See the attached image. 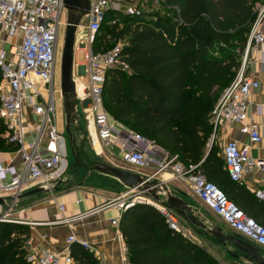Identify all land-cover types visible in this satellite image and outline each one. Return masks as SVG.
<instances>
[{
  "label": "built area",
  "instance_id": "built-area-1",
  "mask_svg": "<svg viewBox=\"0 0 264 264\" xmlns=\"http://www.w3.org/2000/svg\"><path fill=\"white\" fill-rule=\"evenodd\" d=\"M152 2V10L161 5V0ZM65 10V0H0V118L7 128V140L17 146L15 151H0V197L7 199L6 205L0 206V222L37 224L15 216L19 195L32 184L54 189L65 169V158L58 145L62 134L53 119L57 93L54 77L61 27H67V21H62ZM109 11L129 15L144 12L123 0H90L87 34L77 42V48L85 50V61L81 65L83 71L78 75V80L87 79V93L77 96L90 101L85 109L102 145L111 149L118 146L122 160L137 168L154 169V174L170 169L173 178L188 183L194 195L236 235L264 250V225L247 214L217 184L208 180L200 168L201 163H181L178 155H171L155 141L127 129L106 109L103 90L108 71H131V66L121 56L126 43L120 42L107 51L93 48L95 34ZM254 11L256 15L243 64L214 107L212 117L216 129L221 123L241 124V134L247 135L251 143L256 144L262 141L263 135L249 114V107L252 91L259 86V82L246 76L245 64L248 50L264 45V0L257 1ZM117 22V18L111 21L112 24ZM9 38L17 41L15 51L8 48ZM31 115L35 117L34 124L30 123ZM45 137L49 140L47 146L43 145ZM10 153L18 157L20 166L14 158L10 162L4 159ZM223 159L228 175L234 182L243 181L245 173L249 171L264 173V158L254 157L250 147L241 146L239 141L224 143ZM253 192L257 199L264 201V181ZM131 193L123 194L118 201H110V204L126 210L133 206L134 194L131 198ZM13 197L16 199L12 200ZM144 199L165 215L171 229L182 232L174 210L155 200ZM60 210L64 212V204L60 205ZM74 218L64 217L49 223L69 224ZM112 221L116 223L117 219L113 218ZM77 241L83 247L92 249L87 241L78 240L73 234L68 237L69 243ZM28 249V259L32 264H75L71 251L63 257L42 243ZM124 264H129L127 258Z\"/></svg>",
  "mask_w": 264,
  "mask_h": 264
},
{
  "label": "trees",
  "instance_id": "trees-1",
  "mask_svg": "<svg viewBox=\"0 0 264 264\" xmlns=\"http://www.w3.org/2000/svg\"><path fill=\"white\" fill-rule=\"evenodd\" d=\"M255 1L161 0L156 13L120 17L121 13L109 11L93 48L107 51L126 39L121 56L131 71L109 70L104 85L110 115L178 155L181 163H201L208 180L264 225V201L230 179L213 144L207 155L209 115L221 89L237 75L240 49L247 46L256 15ZM114 18L118 22L112 24ZM6 131L0 118V151H15ZM120 230L130 264H223L171 229L165 215L150 204L124 210ZM31 235L28 224L0 222V264H32L27 246ZM70 249L75 264H101L94 252L77 242Z\"/></svg>",
  "mask_w": 264,
  "mask_h": 264
},
{
  "label": "crops",
  "instance_id": "crops-1",
  "mask_svg": "<svg viewBox=\"0 0 264 264\" xmlns=\"http://www.w3.org/2000/svg\"><path fill=\"white\" fill-rule=\"evenodd\" d=\"M257 1H255L254 6L257 4ZM86 18L88 27L89 18ZM85 31L87 34V29ZM76 49L78 50V48ZM80 51H84L85 53L84 49H80ZM244 56L245 54L241 56L242 64ZM84 61H78V66L76 69L77 75L82 73L83 70L81 68V65H83ZM77 70H79V73L77 72ZM245 74L247 77H252L259 82V86L254 89L251 94L249 114L251 115V117H253V121L259 126L263 135V139L260 143H251L247 135L241 134V124L239 123H221L217 128V134L218 138L221 140V142H223V144L231 140L239 141L241 146L250 147V152L254 157L264 158L263 44L259 45L258 47L250 48L248 50L247 60L245 64ZM82 81L87 84L86 78H84ZM84 109L85 108H83V110ZM77 110H79V108H77ZM85 111L87 110L85 109ZM30 117V123L34 124L35 117L32 115ZM85 122L87 124L86 129H83L80 125H75L72 128V134L70 135L72 140V147L70 151H72L74 154L77 151V167L74 168L70 174L66 175L70 166L67 160L69 155V148L66 138L61 133L62 137L59 139L58 145L61 147V151L65 160H67V166L65 167L60 178L62 180V183L57 186L58 188L53 193H36L33 195L25 196L24 199H19L17 203H19L21 200H26V206H23V208H19L16 210L14 209L15 216L20 219L37 223L31 226L32 235L28 241V247H34L36 244L42 243L46 247L55 250L64 257L67 252L71 251L70 245L72 243L68 242V237L73 234L77 237L78 240L87 241L91 245L92 249L89 250L95 253V256L101 264H124V259H128L125 239L120 230V220L122 214L124 213V210L120 209L117 205H114L112 203L110 204V201H118L120 197L128 191V187L119 179L101 173L95 170L93 167L97 163L107 162L110 165L119 168H125L123 166V163L125 162L121 158L119 149L117 155L112 151L113 148L111 149V147H105L102 145L97 130L93 122L91 121V117L90 115H88V111L85 115ZM124 126L129 129V127H127L126 125ZM77 128L80 129V134L77 133ZM82 140H89L94 149L97 150V153L92 155L91 152L85 149V147H82ZM48 143V137H45L43 140V145L47 146ZM76 144L78 147L75 146ZM115 147L119 148L118 146ZM10 154L11 155H5L4 159L10 162V160L14 158V161L17 162V165L20 166V164L18 163V157H16L14 153ZM104 156L107 159H105ZM125 169L135 173H140L141 175H149L154 173V169L151 168H138L140 170L137 171L131 168ZM141 170H147L149 171V173L140 172ZM154 179L165 181V185L171 193L183 198L187 202V204L190 205L195 211L207 218L209 225H212L207 213L204 212L202 208H199L200 206L196 205L197 203L200 204L203 202L196 195H194L188 183L173 178V172L170 169L154 174ZM263 181L264 173L258 170H253L245 173L244 179L243 181L239 182V185L244 186L254 195L253 190L260 186ZM38 186L39 185L32 184L24 193H26L28 190L31 191ZM27 199H29L28 203ZM62 204L65 205L64 212L60 210V205ZM177 215L179 224L181 226L182 223L180 222V219H182V217L178 213ZM64 217L75 218L69 224L49 223L50 221L60 220ZM113 218L117 219L116 223L112 221ZM228 228L232 231L229 226ZM232 233L235 234L233 231ZM77 243L79 242L77 241Z\"/></svg>",
  "mask_w": 264,
  "mask_h": 264
},
{
  "label": "water",
  "instance_id": "water-1",
  "mask_svg": "<svg viewBox=\"0 0 264 264\" xmlns=\"http://www.w3.org/2000/svg\"><path fill=\"white\" fill-rule=\"evenodd\" d=\"M65 9L68 14V21L61 63V95L64 100V109L67 118L66 130L71 135L72 128L77 125L76 118L78 117V96L75 91V85L73 84L72 76L74 68V50L76 46L77 26L81 20L88 16L90 12V0H65ZM245 51L246 47L241 48L240 55L243 56ZM211 148L212 146H210L207 155L210 154ZM93 168L101 173L115 177L125 184L128 187V191L126 193L133 192L134 194L132 205L139 203L150 204L145 201L141 195H144V197H150L161 205L174 210L190 224L201 227L206 233L212 234L223 245L231 243L235 245L238 250L252 262L256 264H264V252L262 249L249 243L236 234H228L224 232L223 228L218 225H209L206 217L195 211L183 198L171 193L165 185V181L154 179V173L149 175H141L140 173L119 168L108 163H97ZM61 183L62 180L59 179L57 186H59ZM57 186L52 190L38 186L27 193L19 195V198L41 192L53 193L58 188ZM14 199L16 198L13 197L12 200ZM6 201V198L0 197V206H5ZM233 256L239 257L237 253H233Z\"/></svg>",
  "mask_w": 264,
  "mask_h": 264
},
{
  "label": "rangeland",
  "instance_id": "rangeland-1",
  "mask_svg": "<svg viewBox=\"0 0 264 264\" xmlns=\"http://www.w3.org/2000/svg\"><path fill=\"white\" fill-rule=\"evenodd\" d=\"M133 4L135 6L140 7L145 13H151V12L159 11V7L154 8L153 10L151 9L153 7L152 6L153 5L152 0H135L133 2ZM162 11H164V10H162ZM121 14L122 15L120 17H122L124 15V13H121ZM67 17H68V14H67V11L65 10L63 15H62V21L63 22L68 21ZM86 27H87V18L85 17L83 20H81L79 22V24L77 26L76 43L80 40V38H82L86 35V31H85L87 29ZM65 33H66V26H62L61 27V34H60L59 49H58V54H57L56 71H55V77H54V88L58 92L56 93V100H55L56 111H55V114L53 115V119H54V121L58 127L59 132H61L67 140V144H68V148H69V155H68L67 160L70 164L69 170L66 174V175H68L71 173V171L74 168L77 167L76 164H78V163H77V151L75 152V154L72 151H70L71 147H72V140H71L70 134L66 130L67 118H66V113H65V109H64V100H63L61 92H60V90L62 91V84H61V79H62L61 67H62V65H61V63H62V55H63V49H64ZM16 42H17L16 39L9 38L8 43H7L8 48L15 51ZM120 42L126 43V39H124ZM76 48H77V44L75 46L74 53H76V50H77ZM84 54H85L84 51H78V50H77V53L74 54V68H73V75H72L74 85H76V82L78 80V75L76 74L78 61L79 62L84 61ZM75 55H76V58H75ZM241 66H242V58H241V65L237 69V73L240 70ZM77 72L79 73V70H77ZM225 89H226V87H223L221 89L220 95H219L215 104L218 103V101H219L220 97L222 96V94L224 93ZM89 103H90V101L88 99H84V100H82V98L77 99V108H79V110H77V115H78L77 125H80L83 129L87 128V124L85 122V115L87 114V111H85V109L83 110V108H86L89 105ZM106 107L108 108L107 105H106ZM209 120H210L212 127L210 130L208 148L213 144L215 146L216 152L218 153L220 158L223 159L222 154H223V145L224 144L218 138V134H217L218 131L215 127V124L213 123L212 112L209 115ZM76 131L79 134L81 132L80 129H78V128L76 129ZM81 144H82V147H85V149L88 150L89 152H91L92 155L97 153V150L94 149L93 145L91 144V142L89 140H84V141L82 140ZM75 146L78 147L77 144ZM118 149L119 148L114 147L112 149V151L118 155V153H117L119 151ZM104 158L107 159L105 156H104ZM67 160H65V167L67 166ZM103 163H107V162H103ZM123 166L125 168H131V169H134L136 171L140 170V169L133 167L132 165H129L127 163H123ZM125 168H123V169H125ZM140 172L149 173V171H147V170H143V171L141 170ZM29 191L30 190H28L27 192H29ZM42 193H45V192H41V194ZM132 195H133V193L129 194V197L133 198ZM141 197H144V195H142ZM24 198H25V196L20 198V199H24ZM144 198L152 200L149 197H144ZM27 200H28L27 201V203H28L29 199H27ZM196 205L200 206L199 208H202L204 210V212L207 213V215L209 216L208 218L210 219L211 224L215 223V224L223 227L226 233L233 234L232 231L228 228V226L218 216H216L214 213H212L203 203H200V204L197 203ZM23 206H26V200L25 201L21 200L19 203H17V205H15V210L19 209V208H23ZM180 222L183 225V226L181 225L182 233L186 237H188L189 239L193 240L197 244L206 248L213 255H215L223 264H256V263L252 262L250 259H247L244 256V254L241 253L235 245H233L231 243H228L227 245H223L212 234L206 233L205 230L202 229L201 227L192 225V224L188 223L183 218L180 219ZM233 253L239 254V257L233 256Z\"/></svg>",
  "mask_w": 264,
  "mask_h": 264
},
{
  "label": "bare ground",
  "instance_id": "bare-ground-1",
  "mask_svg": "<svg viewBox=\"0 0 264 264\" xmlns=\"http://www.w3.org/2000/svg\"><path fill=\"white\" fill-rule=\"evenodd\" d=\"M78 51H80L79 48H78ZM75 91H76V94H79V95H84L85 93H87V87L82 80H77L76 85H75Z\"/></svg>",
  "mask_w": 264,
  "mask_h": 264
}]
</instances>
